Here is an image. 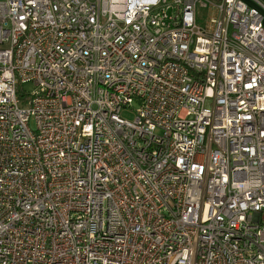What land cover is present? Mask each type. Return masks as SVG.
<instances>
[{"label":"built area","instance_id":"1","mask_svg":"<svg viewBox=\"0 0 264 264\" xmlns=\"http://www.w3.org/2000/svg\"><path fill=\"white\" fill-rule=\"evenodd\" d=\"M263 22L1 0L0 264H264Z\"/></svg>","mask_w":264,"mask_h":264},{"label":"rangeland","instance_id":"2","mask_svg":"<svg viewBox=\"0 0 264 264\" xmlns=\"http://www.w3.org/2000/svg\"><path fill=\"white\" fill-rule=\"evenodd\" d=\"M207 17H208L207 10L206 9H201L200 12H199V22H198L199 26H201V27H205L206 26ZM25 88L29 92L33 91V86H31V85H27Z\"/></svg>","mask_w":264,"mask_h":264},{"label":"crops","instance_id":"3","mask_svg":"<svg viewBox=\"0 0 264 264\" xmlns=\"http://www.w3.org/2000/svg\"><path fill=\"white\" fill-rule=\"evenodd\" d=\"M1 1V0H0ZM250 6L257 8L264 17V0H257L259 3H256L254 0H245ZM264 24V22H263Z\"/></svg>","mask_w":264,"mask_h":264},{"label":"water","instance_id":"4","mask_svg":"<svg viewBox=\"0 0 264 264\" xmlns=\"http://www.w3.org/2000/svg\"><path fill=\"white\" fill-rule=\"evenodd\" d=\"M168 14L170 15L171 14V11H169Z\"/></svg>","mask_w":264,"mask_h":264}]
</instances>
